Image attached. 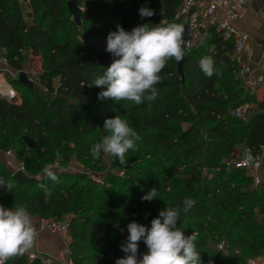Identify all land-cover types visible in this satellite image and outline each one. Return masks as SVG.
<instances>
[{"label": "trees", "instance_id": "trees-1", "mask_svg": "<svg viewBox=\"0 0 264 264\" xmlns=\"http://www.w3.org/2000/svg\"><path fill=\"white\" fill-rule=\"evenodd\" d=\"M77 1L84 7L80 25L69 12L68 0H0V54L17 71L25 53L37 57L42 67L38 81L48 92L32 99L21 94L19 102L0 97V178L13 184L11 192L0 188V205H26L29 215L41 219H67L73 264H115L124 256L120 246L126 242L129 223L150 227L165 204L182 209L185 199L194 203L188 213L181 211L177 226L185 236L196 233L202 264H247L249 258L264 257V182L253 188L246 172L227 164L247 146L254 154L263 153L264 179V97L244 86L233 57L234 40L213 28L207 38L186 48L183 79L177 62L170 59L159 74L163 79L156 85L159 96L154 102L101 101L102 89L88 86L112 63L106 51L109 32L118 24L126 31L144 23L186 28L176 17L183 0ZM144 5L155 15L141 19L138 10ZM207 55L215 61L210 78L199 67ZM11 84L27 93L32 89L18 80ZM4 87L0 83L2 93ZM12 95L16 96L14 90ZM244 104L254 107L252 114L237 117L235 110ZM117 111L142 137L138 143L144 153L138 160L147 161L142 177L129 168L133 172L126 171L124 178L109 174L99 180L60 169H55L57 184L45 178L42 170L58 159L56 149L63 154L60 164H68L71 145L85 154L93 170L100 166L104 153L94 159L90 149L101 142L104 119ZM8 150L34 182L13 179L3 159ZM113 165L121 166L118 159ZM80 180L86 182L79 184ZM165 180L175 182L167 186ZM40 184L52 190L47 203ZM179 185L182 190H176ZM153 188L160 197L142 200ZM221 242L227 252L217 248ZM146 252L139 242V254ZM6 264L44 262L30 259L26 252Z\"/></svg>", "mask_w": 264, "mask_h": 264}, {"label": "clouds", "instance_id": "clouds-1", "mask_svg": "<svg viewBox=\"0 0 264 264\" xmlns=\"http://www.w3.org/2000/svg\"><path fill=\"white\" fill-rule=\"evenodd\" d=\"M138 12L141 19L155 15V10L146 5L141 6ZM184 33V26L177 23H144L131 31L118 24L116 30L107 36L106 51L112 55V63L104 67L103 75L88 87L102 89L98 93L101 101H130L137 105L145 101L154 102L159 96L156 85L163 79L159 74L170 59L181 62L186 54L185 49L190 47ZM209 51H214V47ZM199 67L205 76L212 77L215 73L213 56L202 57ZM103 131L106 134L101 142L90 149L92 158L100 159L101 153H105L117 158L120 164H126L125 154L129 150L135 151L142 137L120 115L106 118ZM245 156L247 160H252L250 153H245ZM42 172L45 178L54 183L58 181L54 165L46 166ZM39 187L43 189L47 203L52 190L45 184ZM0 188L11 192L13 184L0 178ZM159 197V191L153 188L141 199L152 201ZM193 203L185 199L182 209L165 204L158 217L151 220L150 227L135 221L129 223L126 242L120 246L124 256L117 258L115 264H202L200 252L197 251L196 233L185 236L177 226L181 211L188 213ZM37 235L26 205L15 208L0 205V264H6L9 258L23 256L34 246ZM141 241L147 247V252L142 255L139 254ZM209 264L212 262L209 261Z\"/></svg>", "mask_w": 264, "mask_h": 264}, {"label": "built area", "instance_id": "built-area-1", "mask_svg": "<svg viewBox=\"0 0 264 264\" xmlns=\"http://www.w3.org/2000/svg\"><path fill=\"white\" fill-rule=\"evenodd\" d=\"M247 3L248 0H183L176 14V17L181 19L186 26L184 39L190 42V47L195 42L207 38L213 28L221 33L225 39H233L235 43L233 57L240 66L239 76L241 77L247 76L251 71L249 60L251 53L244 56L248 47V35L245 32L239 31L232 24V21L242 17ZM220 11L225 13V17L220 16ZM261 84L262 81L260 80H251L246 86V89L254 92L261 87ZM253 109L254 107L252 105L244 104L235 110V115L240 118H248L252 114ZM245 153H250L252 160H247ZM3 158L5 165L13 174L18 170H22L29 175L24 164L16 160L11 150L3 152ZM59 164L60 161L57 159L51 165H54L55 169H59ZM227 164L235 169L246 172L252 179L253 188H258L263 184V153L254 154L250 148L243 146L238 155L230 158ZM68 225L67 219L61 221L42 219L39 229L67 236ZM217 248L222 252H227L228 250L225 242L219 243ZM27 253L30 259L37 257L32 249ZM44 264L52 263L45 262ZM247 264H264V257L249 258L247 259Z\"/></svg>", "mask_w": 264, "mask_h": 264}, {"label": "rangeland", "instance_id": "rangeland-1", "mask_svg": "<svg viewBox=\"0 0 264 264\" xmlns=\"http://www.w3.org/2000/svg\"><path fill=\"white\" fill-rule=\"evenodd\" d=\"M20 1H23V0H20ZM81 8L84 9V7H81ZM31 20L32 19H30V21ZM25 55H26V60L23 63V67L21 70L17 71V70L10 68L5 58L0 54V77L2 80L0 83H4V86L6 88V91L4 92L5 95H8L9 88H11L10 95H12L13 90L15 91V94L17 96L16 101L18 102H19L18 98L21 97V94L28 95L30 99L34 98V96H36L37 94L41 96L48 95V92L46 91V89L38 81V76L42 72L40 60L37 57L29 55L28 53H25ZM22 71H24L27 74V76L34 82V87L30 91H28L29 93L25 92V89L20 87L19 85H16L15 87H13V85L11 84V81L18 79L19 73ZM116 115H120L119 111H117V113H114L112 117H115ZM121 117L128 122L125 116H121ZM101 133L102 135L106 134L103 131V128H102ZM71 146L74 150H72V154L70 156V161L68 162V164L67 165L65 164L63 165L62 163L59 164V169H60L59 171H62L64 173L71 174V175H80V176H87V177H92V178L94 177L99 180H102L104 176H107L109 174L124 178L126 177L124 174L126 171L133 172L132 170H128L130 168L134 170V173L137 174V178H139V177H142L140 174L142 172L144 164L147 162L145 160L144 161L138 160V158L142 156L144 153L143 149L140 150V146L142 145L138 143L135 151L131 150L125 154L126 164L124 165L121 164V166L117 168L113 165V163H115L117 158L112 157L110 154L104 153L103 162L101 163L100 166H97L93 170L92 163L87 162L86 158L84 157L85 154L84 153L82 155L78 154V151L76 150V148H74L73 145ZM54 156L60 160H63V154L59 149H56ZM145 158H148V157H145ZM124 166L127 168L123 169ZM204 173H206V170L204 171ZM207 175H210V174L207 173ZM150 176H152V174H150ZM182 176L183 175L181 174L180 178ZM35 177L40 178L41 176H35ZM70 182L71 181H66L67 184H69ZM84 182H86V180H80L79 184H83ZM174 182L175 180H167V181L165 180V185L168 186L169 184H173ZM55 184H57V182H55ZM176 190H182V186L180 185L177 186Z\"/></svg>", "mask_w": 264, "mask_h": 264}, {"label": "crops", "instance_id": "crops-1", "mask_svg": "<svg viewBox=\"0 0 264 264\" xmlns=\"http://www.w3.org/2000/svg\"><path fill=\"white\" fill-rule=\"evenodd\" d=\"M220 16L225 17V13L220 11ZM232 24L248 35L247 54L251 53L250 73L242 77L246 87L251 80L262 81L261 87L254 91L258 98L264 97V0H248L242 17L233 20ZM4 159V158H3ZM34 228L37 230V238L32 250L43 262L52 264H73L69 251V237L61 234H54L39 229L41 219L29 215ZM68 250V252H67Z\"/></svg>", "mask_w": 264, "mask_h": 264}, {"label": "water", "instance_id": "water-1", "mask_svg": "<svg viewBox=\"0 0 264 264\" xmlns=\"http://www.w3.org/2000/svg\"><path fill=\"white\" fill-rule=\"evenodd\" d=\"M68 9H69V12L72 15L74 21L76 22V24L80 25L81 24V15L83 13V9L79 6L78 1L77 0H68ZM185 59H186V56H184V59L181 62L177 63V69H178V72H179L182 79L184 78ZM17 80L19 81V83H21L25 87H28V88L34 87V82L27 76V74L24 71L19 73ZM0 97L4 98L10 102H14L17 100V96L5 95L1 91H0ZM12 176H13V179L17 183H31V182L35 181L34 177L26 174L22 170L16 171Z\"/></svg>", "mask_w": 264, "mask_h": 264}, {"label": "bare ground", "instance_id": "bare-ground-1", "mask_svg": "<svg viewBox=\"0 0 264 264\" xmlns=\"http://www.w3.org/2000/svg\"><path fill=\"white\" fill-rule=\"evenodd\" d=\"M6 91V88L4 87V92ZM3 94H5V93H3Z\"/></svg>", "mask_w": 264, "mask_h": 264}]
</instances>
